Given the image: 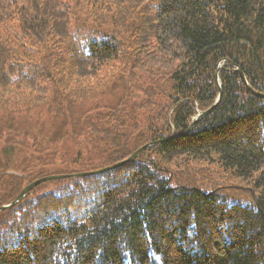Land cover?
Here are the masks:
<instances>
[{
	"label": "trees",
	"instance_id": "obj_1",
	"mask_svg": "<svg viewBox=\"0 0 264 264\" xmlns=\"http://www.w3.org/2000/svg\"><path fill=\"white\" fill-rule=\"evenodd\" d=\"M233 64L264 94V0H0V206L162 140L1 210L0 264H264V97Z\"/></svg>",
	"mask_w": 264,
	"mask_h": 264
},
{
	"label": "water",
	"instance_id": "obj_2",
	"mask_svg": "<svg viewBox=\"0 0 264 264\" xmlns=\"http://www.w3.org/2000/svg\"><path fill=\"white\" fill-rule=\"evenodd\" d=\"M234 65V64H233ZM219 68L217 69V72H218ZM233 72H236L239 77L242 79V81L246 84V86L248 87V89L254 93L255 95L257 96H260V97H264V94H261V93H258L256 92L254 89H252V87L247 83L246 81V78L243 74V72L241 71V69L234 65V68L232 70ZM216 80H217V83L218 85H220L219 83V79H218V75L216 73ZM220 98V94L218 95V98L217 100L215 101V103L210 107L208 108L206 111H203V112H200L198 113L194 118H193V121H195L196 119L202 117L203 115H206L208 114L213 108L214 106L216 105L217 101L219 100ZM193 124V122L191 123V125ZM162 140H157V141H151V142H148L142 146H140L138 149H136L128 158H126L125 160L123 161H119L113 165H110V166H107V167H104V168H101V169H98V170H93V171H85V172H77V173H69V174H53V175H46V176H43V177H40L30 183H28L21 191L20 193H18V195H16V197L11 201V203H8V204H3L0 206V211L1 210H4V209H7V208H11L12 206H14L18 201H20L23 197H25L27 195V193L35 186L39 185L40 183L42 182H45V181H49V180H53V179H61V178H68V177H81V176H85V175H90V174H95V173H99V172H102L106 169H110V168H113L115 166H118L122 163H125L127 161H130L132 159H134L142 150H144L145 148L153 145V144H156V143H159L161 142Z\"/></svg>",
	"mask_w": 264,
	"mask_h": 264
}]
</instances>
